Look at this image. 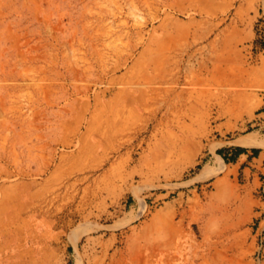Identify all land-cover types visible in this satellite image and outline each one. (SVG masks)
I'll return each mask as SVG.
<instances>
[{"label": "rangeland", "instance_id": "obj_1", "mask_svg": "<svg viewBox=\"0 0 264 264\" xmlns=\"http://www.w3.org/2000/svg\"><path fill=\"white\" fill-rule=\"evenodd\" d=\"M254 17L250 64L264 0H0V264H264V173L219 156L264 131L206 81Z\"/></svg>", "mask_w": 264, "mask_h": 264}, {"label": "crops", "instance_id": "obj_2", "mask_svg": "<svg viewBox=\"0 0 264 264\" xmlns=\"http://www.w3.org/2000/svg\"><path fill=\"white\" fill-rule=\"evenodd\" d=\"M258 18L254 17L248 21L245 32H241L237 37L233 38V47L222 48V56L224 62L219 64L218 68L220 75L214 76L210 80H206L209 84L217 86L227 91L229 88H239L242 91L235 96L238 101L229 104L228 93H220L217 97L221 100L218 101L217 113L219 118H222L218 123L222 129H234L241 124V119L245 120L250 127H259V131H264V49L256 55V63H248L247 54L254 46L257 39L256 24ZM240 43L246 46L240 47ZM232 54L240 58V64L234 66L228 59ZM246 72L247 75L241 77H234L233 72L235 69ZM199 83V82H198ZM245 88V90H243ZM198 94V93H197ZM235 98L234 96H232ZM242 98H245L246 103H242ZM245 105V108L237 109V106ZM244 107V106H243ZM251 135V134H250ZM247 135V136H250ZM264 137V134H262ZM240 140V139H239ZM261 147H244L240 145L228 146L219 155L224 162L228 161L231 165L236 167L234 169L237 173H243L247 177H251L252 173H264V149ZM243 149L245 152L239 154L238 150ZM217 157V155H216ZM254 169H256L254 171Z\"/></svg>", "mask_w": 264, "mask_h": 264}, {"label": "trees", "instance_id": "obj_3", "mask_svg": "<svg viewBox=\"0 0 264 264\" xmlns=\"http://www.w3.org/2000/svg\"><path fill=\"white\" fill-rule=\"evenodd\" d=\"M238 152H239V154H243V153L245 152V150H243V149H239ZM219 155H221V153H219ZM221 156H222V155H221ZM223 158H224V160H225V157H223Z\"/></svg>", "mask_w": 264, "mask_h": 264}]
</instances>
